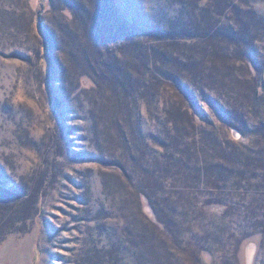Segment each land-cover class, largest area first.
I'll list each match as a JSON object with an SVG mask.
<instances>
[{"label": "rangeland", "instance_id": "374dc122", "mask_svg": "<svg viewBox=\"0 0 264 264\" xmlns=\"http://www.w3.org/2000/svg\"><path fill=\"white\" fill-rule=\"evenodd\" d=\"M0 264H264V0H0Z\"/></svg>", "mask_w": 264, "mask_h": 264}]
</instances>
